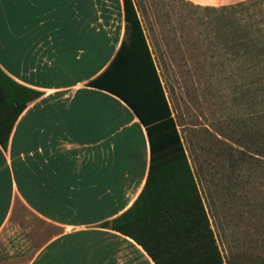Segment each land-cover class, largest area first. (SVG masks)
Returning <instances> with one entry per match:
<instances>
[{"label":"crops","instance_id":"0c3cea01","mask_svg":"<svg viewBox=\"0 0 264 264\" xmlns=\"http://www.w3.org/2000/svg\"><path fill=\"white\" fill-rule=\"evenodd\" d=\"M186 1L226 6L244 0ZM104 33L96 0H0V82L9 91L3 123H11L29 96L24 89L40 93L24 103L6 148L0 146V232L16 203L59 230L26 264H153L132 239L100 227L130 208L149 165L145 129L133 112L87 86L122 39L111 49ZM137 208L118 226L147 242L138 232ZM78 230L112 235L90 238L82 251L85 242L70 235Z\"/></svg>","mask_w":264,"mask_h":264},{"label":"rangeland","instance_id":"374dc122","mask_svg":"<svg viewBox=\"0 0 264 264\" xmlns=\"http://www.w3.org/2000/svg\"><path fill=\"white\" fill-rule=\"evenodd\" d=\"M96 2L97 28L113 49L123 37L120 6ZM132 2L221 262L264 264V63L237 43L264 28V0L240 12L186 0ZM58 233L16 203L0 232V264H26ZM70 235L85 242L83 251L90 238L112 234Z\"/></svg>","mask_w":264,"mask_h":264},{"label":"trees","instance_id":"16d2710c","mask_svg":"<svg viewBox=\"0 0 264 264\" xmlns=\"http://www.w3.org/2000/svg\"><path fill=\"white\" fill-rule=\"evenodd\" d=\"M121 3L123 37L108 65L87 86L115 96L133 112L145 129L149 165L142 190L130 208L110 224L104 222L100 227L132 239L153 264H223L136 7L132 0H121ZM256 4L259 0H244L218 8L240 12ZM237 43L248 49L246 52H254L258 64L264 63V28ZM24 90L29 96L16 109L11 123H3L8 113L9 91L7 85L0 82V146L3 149L13 120L24 103L40 95L37 91ZM135 207H138L134 216L139 235L147 242L118 226L119 219L128 218Z\"/></svg>","mask_w":264,"mask_h":264}]
</instances>
